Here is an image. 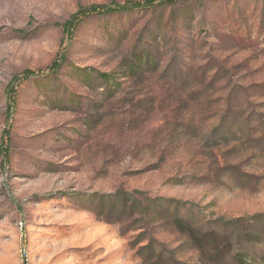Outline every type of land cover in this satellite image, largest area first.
I'll return each mask as SVG.
<instances>
[{
    "label": "rangeland",
    "instance_id": "obj_1",
    "mask_svg": "<svg viewBox=\"0 0 264 264\" xmlns=\"http://www.w3.org/2000/svg\"><path fill=\"white\" fill-rule=\"evenodd\" d=\"M126 1L0 0V264H264V0L65 37L81 7ZM117 192L113 215L88 201Z\"/></svg>",
    "mask_w": 264,
    "mask_h": 264
},
{
    "label": "trees",
    "instance_id": "obj_2",
    "mask_svg": "<svg viewBox=\"0 0 264 264\" xmlns=\"http://www.w3.org/2000/svg\"><path fill=\"white\" fill-rule=\"evenodd\" d=\"M178 0H142V1H137V0H129L126 1L122 4H113L111 6H99V5H91L89 7H81L77 13L72 15L69 20H67L64 24H62V29L65 37L67 39H70L72 37L73 32L75 29L78 27V25L81 23V21L89 16L92 15H103V14H113V13H118V12H131L135 10H141V9H147L150 7H153L155 5H171L175 4ZM66 61L65 56L62 55L59 57V60L53 61L49 69L51 72H56L58 71L64 62ZM36 75L35 71L31 70H25L23 71L20 76H17L13 79V83L11 86L8 88L9 92V98L11 99L12 96L15 94L16 91V86L20 84L23 81L29 80L32 77ZM102 78H107L106 75H101ZM10 130L6 131V135ZM9 136H7L8 140ZM6 143V142H5ZM3 148V147H2ZM4 149V148H3ZM6 151L8 150L7 147L5 149ZM4 151V150H3ZM3 155H7L6 151L3 152ZM126 195V194H124ZM121 192H117L115 194H105V195H99L97 193L92 194L89 196L88 201L93 203L95 201L98 202V205H96L98 211H104L105 209L108 211L109 215H113L114 211L119 209L117 207L118 204H122V208L126 207V200L125 197ZM164 202H169L171 200H161ZM95 202V203H97ZM119 212V211H118ZM258 216V215H257ZM255 216V217H257ZM183 221L179 220L178 225H181ZM211 241V240H210ZM213 242V241H211ZM239 264H246L245 262H240Z\"/></svg>",
    "mask_w": 264,
    "mask_h": 264
}]
</instances>
